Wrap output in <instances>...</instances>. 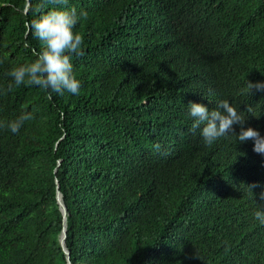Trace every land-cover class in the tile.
<instances>
[{
	"label": "trees",
	"instance_id": "1",
	"mask_svg": "<svg viewBox=\"0 0 264 264\" xmlns=\"http://www.w3.org/2000/svg\"><path fill=\"white\" fill-rule=\"evenodd\" d=\"M72 8L79 94L7 92L42 47L26 25ZM248 81L264 82V0H0V121L33 115L0 128V264H67L57 190L71 264H264V155L231 133L205 145L189 115L228 100L264 136Z\"/></svg>",
	"mask_w": 264,
	"mask_h": 264
},
{
	"label": "clouds",
	"instance_id": "2",
	"mask_svg": "<svg viewBox=\"0 0 264 264\" xmlns=\"http://www.w3.org/2000/svg\"><path fill=\"white\" fill-rule=\"evenodd\" d=\"M55 2L67 5L68 0H55ZM82 17L86 18L87 13L81 12L78 16L76 9L72 8L51 10L32 19L26 27L32 36L41 42L42 47L32 62L13 68L8 73L12 79L6 91L11 92L14 87L27 85L38 86L47 93L48 98H51L53 93L79 94L81 84L74 74L71 56L82 54L83 36L73 31ZM247 89L250 93L253 89L264 91V82L248 81ZM189 115L193 118L192 130L200 129L205 145L211 146L221 137L231 133L238 142L253 141V151L264 155V136L252 127L245 128L243 126L245 119L228 100L218 101L212 110L203 104L190 102ZM31 119H33L32 113L24 112L15 120L0 121V128H7L12 133H17L24 123ZM234 125L240 126L239 133L235 132ZM154 149L158 151L160 145H154ZM259 196L264 200V191ZM254 217L264 225V210L256 211Z\"/></svg>",
	"mask_w": 264,
	"mask_h": 264
},
{
	"label": "water",
	"instance_id": "3",
	"mask_svg": "<svg viewBox=\"0 0 264 264\" xmlns=\"http://www.w3.org/2000/svg\"><path fill=\"white\" fill-rule=\"evenodd\" d=\"M57 202L59 204L60 210L62 211L63 218H64V226L62 228L59 241H60V244H61V247H62L63 251L67 255V264H71V262L69 260L70 252H69V250H68V248L66 247V244H65L67 208H66V205H65V203L63 201L62 194H61V192L59 190H57Z\"/></svg>",
	"mask_w": 264,
	"mask_h": 264
}]
</instances>
